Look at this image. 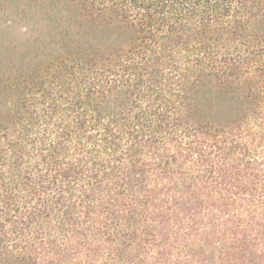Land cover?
<instances>
[{"label":"trees","instance_id":"trees-1","mask_svg":"<svg viewBox=\"0 0 264 264\" xmlns=\"http://www.w3.org/2000/svg\"><path fill=\"white\" fill-rule=\"evenodd\" d=\"M0 21V264H264V0Z\"/></svg>","mask_w":264,"mask_h":264},{"label":"rangeland","instance_id":"rangeland-1","mask_svg":"<svg viewBox=\"0 0 264 264\" xmlns=\"http://www.w3.org/2000/svg\"><path fill=\"white\" fill-rule=\"evenodd\" d=\"M21 24L23 25L24 23H20V24H18V26H20ZM18 26H16V28L12 32V36H16V37H18V39H23L24 36L19 34V32H18V30H19ZM2 27H3V22L0 21V32L2 31Z\"/></svg>","mask_w":264,"mask_h":264}]
</instances>
